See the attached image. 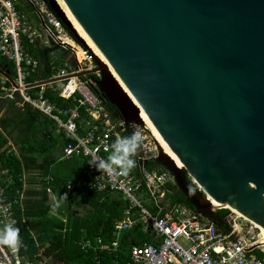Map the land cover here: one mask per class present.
Wrapping results in <instances>:
<instances>
[{
    "label": "water",
    "instance_id": "water-1",
    "mask_svg": "<svg viewBox=\"0 0 264 264\" xmlns=\"http://www.w3.org/2000/svg\"><path fill=\"white\" fill-rule=\"evenodd\" d=\"M62 1L129 95L94 55L98 91L126 125L146 115L181 166L160 145L151 162L194 211L221 226L216 202L264 230V0Z\"/></svg>",
    "mask_w": 264,
    "mask_h": 264
},
{
    "label": "built area",
    "instance_id": "built-area-1",
    "mask_svg": "<svg viewBox=\"0 0 264 264\" xmlns=\"http://www.w3.org/2000/svg\"><path fill=\"white\" fill-rule=\"evenodd\" d=\"M24 4L31 9L36 23L30 21L28 13L17 9V5ZM50 41L68 51L71 62L57 67L48 81H28L39 69V63L25 45L38 42L48 46ZM0 59L14 65L13 76L8 72L0 74V101L11 102L21 110L29 107L51 120L56 134L66 143L62 147V159L85 160V175L75 184L68 182L66 190H86L102 195L101 200L109 194L123 203L122 217L112 226L109 244H104L99 237L79 242L85 252L90 249L98 252L94 264H102L101 253H113L121 247L127 248L125 264H264V258L257 259L254 254L255 245L235 229L224 233L189 207L170 202L168 194L175 184L172 175L166 169L146 167V162L158 155L159 144L146 127L126 125L122 118L113 119L104 99L92 89L97 84L88 77L90 74L100 77L95 71L94 54L68 34L44 0H0ZM87 71H91L90 74ZM47 88L76 105L66 108L48 101ZM79 108H84L86 119L81 118ZM134 132L141 134V141L133 156L136 163L132 169L108 173L96 166L101 158L108 157L117 137ZM7 140L2 151L17 155L13 142ZM45 181L48 183L52 178L47 176ZM12 182L8 170H0V229L9 223L19 229L20 224L25 223L26 185L23 180L22 190H15L11 197L13 191L9 192L8 187ZM45 191L53 197L51 187H46ZM17 210L20 218L16 216ZM137 227L143 236L140 246L128 235ZM19 239L18 248L0 244V264H45L47 259L34 262L23 253L25 243L20 231Z\"/></svg>",
    "mask_w": 264,
    "mask_h": 264
},
{
    "label": "trees",
    "instance_id": "trees-1",
    "mask_svg": "<svg viewBox=\"0 0 264 264\" xmlns=\"http://www.w3.org/2000/svg\"><path fill=\"white\" fill-rule=\"evenodd\" d=\"M17 9L22 13H28L30 21L36 23V18L32 15L28 5H17ZM66 29L74 39L70 30ZM25 48L39 63V69L35 74L28 77V81H48L56 73L57 67L71 62L69 52L52 41L48 46L36 42L26 44ZM67 55H69V60L66 59ZM4 72L13 76L14 65L0 59V74ZM88 77L92 78L95 84L99 81V78L94 74H90ZM92 89L104 99V105L112 114L113 119L121 118L116 108L98 91L97 85L92 86ZM45 98L61 107L68 108L76 105V102L72 100L61 99L49 88L45 90ZM2 110V117L0 118V170H8L13 178V182L8 187L9 192L13 191L10 196H14L15 190H22L23 180L24 183L27 180L26 183L28 184L25 183L27 187L30 184L29 179L36 182L33 185L34 188L26 189V198L23 200L25 223L20 224L19 228L25 243L23 253L34 262L53 259L60 264H94L98 252H94L93 249L85 252L81 249L79 242L83 239L93 241L94 238L99 237L104 244H109L112 226L115 221L122 217V201L109 194L104 195L103 200H101L102 195L93 193L94 196L91 197L89 203L92 209L89 213L85 215L72 213L73 192L67 191L66 185L68 182L75 184L80 177L85 175V160L81 158V169L75 175L62 177L55 174L53 169L56 159L53 157V152L57 148H62L66 143L61 135L56 134L53 122L29 107L21 110L8 101H0V111ZM79 111L81 118L86 119L87 115L84 108H79ZM126 135L131 134L126 133L123 136ZM7 139L13 142L17 149V155L14 153L7 154L6 150L2 151L7 144ZM146 167L148 169H164L158 163L151 161L146 162ZM47 176H51L52 181L47 183L45 181ZM22 178L24 179L22 180ZM191 186L194 190L197 189L194 184ZM46 187L52 188L57 199H59V195L66 193V199L61 200L58 207H53V203H49L45 191ZM168 198L173 204L180 203L194 210L175 184L170 187ZM17 211L16 216L20 218L21 213L19 210ZM53 213L66 216V221L63 222L61 218L56 217L57 214L53 215ZM218 213L223 218L224 224L215 225L222 232H229L231 227L226 221L227 209H220ZM139 227L128 234L136 246L142 244L141 239L143 238L139 232ZM254 254L257 259L264 258V252L259 249H256ZM99 256L102 264H125L128 257L127 248L121 247L113 253L104 252Z\"/></svg>",
    "mask_w": 264,
    "mask_h": 264
},
{
    "label": "clouds",
    "instance_id": "clouds-1",
    "mask_svg": "<svg viewBox=\"0 0 264 264\" xmlns=\"http://www.w3.org/2000/svg\"><path fill=\"white\" fill-rule=\"evenodd\" d=\"M141 141V134L134 132L131 135L119 136L111 144L110 154L106 159L101 158L96 165L108 173L127 172L135 166L136 161L133 156ZM65 195L53 197V207H58L61 200L66 199ZM0 244L8 245L12 248L20 246L19 229L14 224H5L0 229Z\"/></svg>",
    "mask_w": 264,
    "mask_h": 264
},
{
    "label": "bare ground",
    "instance_id": "bare-ground-1",
    "mask_svg": "<svg viewBox=\"0 0 264 264\" xmlns=\"http://www.w3.org/2000/svg\"><path fill=\"white\" fill-rule=\"evenodd\" d=\"M56 1H57L58 5L61 7V9L63 10L66 18L71 23L73 29L76 31V33L78 34V36L81 39H83L84 43L89 47V49L92 51V53L101 62H103V63H105L107 65V67L109 68V70H110L111 74L113 75V77L118 81V83L123 88V90L128 94V92H127L126 88L124 87V85L121 83V81L119 80V78L116 76V74L114 73V71L111 69V67L109 66V64L107 63V61L103 57V55L98 51V49L92 43V41L90 40V38L82 30V28L77 23V21L75 20V18L73 17V15L69 11V9L66 7V5L64 4V2L62 0H56ZM78 56L81 57L80 52H79ZM140 117H141L142 121L144 122V125H145L146 129L150 132V134L155 139V141L160 145V147L162 148V150L176 163V165L181 166V164L178 161V159L170 152V150L168 149V147L166 146V144L164 143V141L161 139V137L158 134V132L156 131V129L153 127V125L151 124V122L149 121V119L146 117V115L143 112H141ZM212 204L215 207H217V208H224V206H222L221 204H218L216 202H212ZM258 228L260 230V237H261L259 243L264 244V230L262 228H260V227H258Z\"/></svg>",
    "mask_w": 264,
    "mask_h": 264
},
{
    "label": "rangeland",
    "instance_id": "rangeland-1",
    "mask_svg": "<svg viewBox=\"0 0 264 264\" xmlns=\"http://www.w3.org/2000/svg\"><path fill=\"white\" fill-rule=\"evenodd\" d=\"M66 59L69 60V55L66 56ZM3 112V110L1 111ZM149 133V131H148ZM150 134V133H149ZM151 135V134H150ZM87 196H83L81 199H78L80 204H83V201L86 202ZM90 206L85 207V205L80 206L77 202L72 206L71 212L78 215H84L85 213L91 211ZM224 209V208H220ZM226 221L230 225L231 229H235L239 234L248 240L251 245L258 244L260 241V230L258 226L254 223L248 221L242 215L238 214L234 210L227 208ZM260 251H264V247L260 246L258 248ZM58 261L53 259L48 260L47 264H58Z\"/></svg>",
    "mask_w": 264,
    "mask_h": 264
},
{
    "label": "crops",
    "instance_id": "crops-1",
    "mask_svg": "<svg viewBox=\"0 0 264 264\" xmlns=\"http://www.w3.org/2000/svg\"><path fill=\"white\" fill-rule=\"evenodd\" d=\"M53 157L56 159V164L54 165L53 172L55 174H57V175H61L62 177H68V176H72V175L77 174L80 171V169H81V166H82L81 158L73 157V158H70V159H62V148H57L55 150V152H53ZM29 181H30L29 182L30 183L29 187H27V186L24 187V195H25L26 189L34 188L33 185H34V183H36V182H34V181L30 180V179H29ZM26 182H27V180H26ZM26 184H28V183H26ZM85 195L87 196L86 202L83 201V204H80L78 202V199H81ZM54 196H56V195H55V193L53 191V197ZM72 196H73V204H72V206L77 202L80 206L85 205V207H87V206H90L89 203L91 201V197L94 196V195H93V193H91L89 191L78 189V190H75L73 192ZM53 197L48 196L49 203H52ZM25 198H26V195H25L24 199ZM90 208H91V206H90ZM89 212H87V213H89ZM87 213H85V214H87ZM55 214H57V213H53V215H55ZM56 217L61 218L62 221H63V219L66 220V216H62L60 214H57ZM48 260H51V259H47L45 264H47ZM57 263L60 264V262H57Z\"/></svg>",
    "mask_w": 264,
    "mask_h": 264
}]
</instances>
